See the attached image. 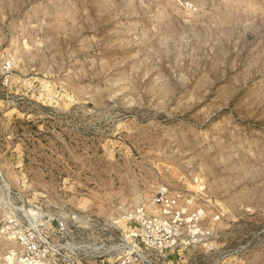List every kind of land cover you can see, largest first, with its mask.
I'll use <instances>...</instances> for the list:
<instances>
[{"label":"rangeland","instance_id":"rangeland-1","mask_svg":"<svg viewBox=\"0 0 264 264\" xmlns=\"http://www.w3.org/2000/svg\"><path fill=\"white\" fill-rule=\"evenodd\" d=\"M7 61L0 229L75 216L68 255L120 264L129 214L183 191L216 238L167 264H264V0H0Z\"/></svg>","mask_w":264,"mask_h":264},{"label":"built area","instance_id":"built-area-1","mask_svg":"<svg viewBox=\"0 0 264 264\" xmlns=\"http://www.w3.org/2000/svg\"><path fill=\"white\" fill-rule=\"evenodd\" d=\"M11 68V62H3L0 73L6 75ZM0 179L4 181L1 172ZM195 201V197L183 191L164 190L153 197L151 210L144 207L131 212V226L126 233L129 251L119 257L120 264H167L170 254L175 252L199 248L212 250L216 238L214 228L205 209ZM15 212L7 213L0 229V234L14 241L20 249L19 253L11 252L10 261L15 264H61L62 260H67L65 254L69 258L68 264H84L82 259L68 255L77 241L75 216L72 220L67 216H53L43 221L21 209L15 208ZM219 220L217 217L215 221Z\"/></svg>","mask_w":264,"mask_h":264}]
</instances>
